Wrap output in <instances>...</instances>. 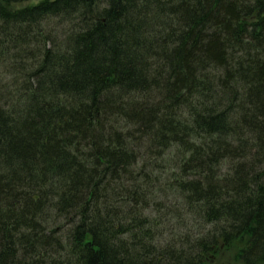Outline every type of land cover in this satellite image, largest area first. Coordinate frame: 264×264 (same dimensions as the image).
I'll return each instance as SVG.
<instances>
[{"label":"trees","instance_id":"trees-1","mask_svg":"<svg viewBox=\"0 0 264 264\" xmlns=\"http://www.w3.org/2000/svg\"><path fill=\"white\" fill-rule=\"evenodd\" d=\"M23 1L0 0V264L242 237L262 264L264 0Z\"/></svg>","mask_w":264,"mask_h":264},{"label":"rangeland","instance_id":"rangeland-1","mask_svg":"<svg viewBox=\"0 0 264 264\" xmlns=\"http://www.w3.org/2000/svg\"><path fill=\"white\" fill-rule=\"evenodd\" d=\"M41 0H24L16 4L15 8H22L37 4ZM172 232L176 231L172 229ZM246 237L235 239L227 244L219 241L214 251L204 260V264H242L238 259L239 250L245 245ZM264 264V261L262 262Z\"/></svg>","mask_w":264,"mask_h":264}]
</instances>
